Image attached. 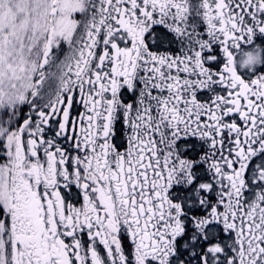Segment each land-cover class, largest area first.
<instances>
[{
	"label": "snow or ice",
	"instance_id": "obj_1",
	"mask_svg": "<svg viewBox=\"0 0 264 264\" xmlns=\"http://www.w3.org/2000/svg\"><path fill=\"white\" fill-rule=\"evenodd\" d=\"M0 264H264V0H0Z\"/></svg>",
	"mask_w": 264,
	"mask_h": 264
}]
</instances>
